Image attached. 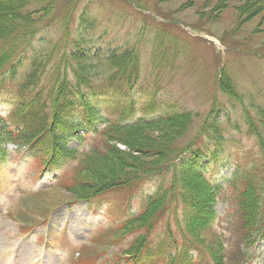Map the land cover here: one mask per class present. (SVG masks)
Segmentation results:
<instances>
[{
    "label": "rangeland",
    "instance_id": "1",
    "mask_svg": "<svg viewBox=\"0 0 264 264\" xmlns=\"http://www.w3.org/2000/svg\"><path fill=\"white\" fill-rule=\"evenodd\" d=\"M134 1L150 15L135 11L130 0H0V22L6 26L0 39L7 37L0 42L21 33L24 41L18 38L13 50L21 47V54L38 47L19 74L0 79V138L14 131L19 140L23 128L17 127L25 118L31 124L26 136L34 135L29 144L17 141L20 150L9 137L0 143V264H39V254L43 264H68L77 249L85 250V264H132L137 257L143 264H244L245 257H253L247 264H264V243L254 245L264 231V215L257 222L240 215L232 179L238 168L255 177L264 173V0ZM32 60L39 82L24 87ZM129 79L138 83L135 98L141 105L152 99L154 113L168 114L162 122L130 129L122 107L115 114V105H108L112 116L106 114L101 87L113 84L118 97L127 100ZM49 85L59 94L57 102L31 105L46 102ZM16 94L22 105L9 118ZM77 96L90 103L79 107ZM48 116L52 124H46ZM193 147L203 148L199 163L223 186L219 196L211 195L199 208L202 195L194 196V207L166 212L149 230L128 234V228H145L143 217H136L162 180L176 188L179 173L182 184L194 174V166L172 170L171 162ZM112 148L123 162L110 156ZM52 165L59 180L90 179L99 186L79 199L59 188L32 196L53 177L49 172L40 179L36 171L46 173ZM115 172L122 177L133 172V182L149 173L155 178L101 194L124 183L113 182ZM192 188L203 191L200 185ZM203 193L208 198L206 189ZM51 214L46 227L53 247L40 240L45 231L22 235L18 217L36 225ZM139 234L148 238L136 241Z\"/></svg>",
    "mask_w": 264,
    "mask_h": 264
},
{
    "label": "trees",
    "instance_id": "2",
    "mask_svg": "<svg viewBox=\"0 0 264 264\" xmlns=\"http://www.w3.org/2000/svg\"><path fill=\"white\" fill-rule=\"evenodd\" d=\"M1 4H2V6H6L5 1H2ZM0 24H3V23L0 22ZM4 26H5V24H4ZM5 29H6V26H5ZM0 30H1V27H0ZM5 38H7V37H5ZM5 38H1L0 40H4ZM18 38L20 41H22V42L24 41V37L21 36V33H20V35H18L17 38H15L14 40L12 39L10 41L0 42V78L4 75L10 74V73L12 75L19 74L18 70H19L20 65H17V62L20 59V57L18 56V53L20 52L21 47L20 48L16 47V49L13 50V43L19 41ZM36 64H37L36 61L33 60V62H32L33 71L32 72L30 71L25 77L22 78V83H23L24 87H34L35 83L39 82L38 69L34 70ZM58 95L59 94L55 93V88L54 87L50 88V85H49L48 97L46 98V102H43L41 99H39V100H35L34 102H32L31 105L38 106L40 108V107H42L43 104L46 105L49 103H56L57 101L54 100V98L55 97L58 98ZM43 122L45 123V119L43 120ZM32 123L35 124L37 122L34 121ZM46 124H49V116L46 118ZM21 125L24 127V130H25V128L29 127L31 124H27L26 118H25L22 121ZM24 130L22 131V134L19 135L18 141L23 143V144H25V143L29 144L30 139L33 138L34 135L30 134V136L28 138L26 136L27 132ZM8 134L10 136H12L11 133H8ZM50 137L52 140L54 139V135L52 133L50 134ZM33 143H34V141H33ZM37 144L38 143H35V145H37ZM115 149L116 148L110 149V153H112V155L110 154V156H114V159L116 158L117 160L123 162L122 159L120 158V154L118 153L117 150L115 151ZM53 151L54 152H51V153H54L55 155L58 153L55 149H53ZM59 152H63V151L61 150ZM101 154H103V153H101ZM159 156H160L159 154H156V157H159ZM144 157H147V156H144ZM151 157H152L151 155L148 156V158H151ZM130 168L135 169L134 167H131V166H130ZM102 169L106 170L105 168H102ZM109 171H112V169ZM152 171H154V170H152ZM152 171H150V172H152ZM144 173H149V172H144ZM132 174H133V172L130 173L129 176H123L122 177V175L117 174L115 172L112 177H115L118 179L114 180L113 182H118V181L123 182L124 181V183L122 185V186H124L126 183L131 182L137 178V176H132ZM241 174H242V172H239L236 174V176H239ZM122 178H124V179H122ZM193 185H195V186L200 185L203 188V191L202 192L196 191L195 189L192 188ZM97 186H99V184L96 181H91L90 179H86V180H77V179L75 180L74 179L71 181L70 184H68L66 186V189L76 197L75 199H79V198H77V196L78 197H85L91 193V191H89V190H94ZM207 188L209 189V191H211L210 188L208 187V183L206 182V180L203 176H198V175L193 174L190 177H186V180L184 183V190L187 193L188 204L190 205V200L192 197L202 195V199H203L202 201L203 202H198L196 204L198 205V208H199V204H201L202 206L203 205L207 206L208 203H210V196H211V194L208 192ZM234 188L236 190V195L238 197V201L241 205L243 212L245 214L251 215L252 222H257V220L259 219V217L261 215V207L263 209V206H264L263 202L261 201V196L259 193L260 186H259L257 180H255L250 175H246L243 178L236 179V183H234ZM109 189H112V188L111 187H105L101 192H105ZM205 189L208 192V198L205 196V193H203ZM113 190H116V189H112L111 191H113ZM88 197H90V196H88ZM164 203H165V196L158 199L157 201H152V203L148 206L149 210H147V212L144 214L146 216L143 217V221L147 224V222L150 219H152V217L154 215H157L159 213V211L164 206ZM153 206H154L155 210H151V212H150V209ZM189 207L192 208V207H194V205L191 204ZM199 215L203 216L204 214H201L199 211ZM138 226H140V225L138 224ZM139 228H141V227H139Z\"/></svg>",
    "mask_w": 264,
    "mask_h": 264
},
{
    "label": "bare ground",
    "instance_id": "3",
    "mask_svg": "<svg viewBox=\"0 0 264 264\" xmlns=\"http://www.w3.org/2000/svg\"><path fill=\"white\" fill-rule=\"evenodd\" d=\"M0 27H1L2 29L6 30L4 24H0Z\"/></svg>",
    "mask_w": 264,
    "mask_h": 264
}]
</instances>
